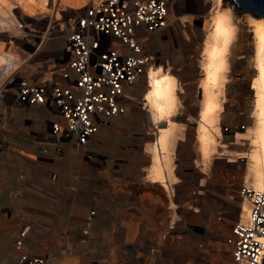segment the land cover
Segmentation results:
<instances>
[{
    "label": "rangeland",
    "instance_id": "obj_1",
    "mask_svg": "<svg viewBox=\"0 0 264 264\" xmlns=\"http://www.w3.org/2000/svg\"><path fill=\"white\" fill-rule=\"evenodd\" d=\"M3 1L0 51L9 53L16 67L6 71L0 67V82L10 75L34 80L46 77L49 69L54 68L55 60L62 56L70 29L69 18L87 0H46L41 9L34 5L32 15L24 13L19 0ZM173 3L168 25L146 34L142 42L145 50L179 79L177 98L181 104L176 111L177 103L172 116L176 112L173 119L182 123L183 140L179 143L174 180L169 184L165 180L164 185L150 181L136 184L140 188L135 199H128L127 193L121 191L113 202L109 201L116 193L111 191L109 179L118 176L119 188L132 187L133 194L135 186L131 183L133 170L129 167V158L135 154L143 160L147 156L130 147L133 141L129 130L134 118L146 120L150 115L142 109L126 110L101 147L103 153L114 156L113 177L97 175L102 183L99 188L104 185L107 189L95 191L96 195L103 194L102 203L96 205L97 197H86L84 201L75 199L69 209V204L61 200L47 221L44 213L35 208L24 205L20 208L24 201L12 194L0 209V264H15L17 250L11 233L19 225V221L13 222L17 218L27 230L25 247L48 255V264H236L225 238L240 218L243 197L239 189L243 183L249 185L245 182L249 140L237 133L247 131L252 125L253 52L241 57L246 53L245 44H241L242 53H234V44L239 38L236 31L227 55L226 80L220 96L221 134L204 155L200 152L197 129L202 99L201 59L205 37L202 27L205 19L209 22L207 11L213 8V3L210 0H174ZM9 18L13 19L10 26L6 22ZM147 85L145 81L137 84L136 98L126 97V108L140 100ZM12 91L9 87L3 98L0 96V157L3 160L7 158L6 137L10 127H14L15 120L18 122L17 112L26 110L12 102L9 96ZM19 123L23 126L21 119ZM167 129L172 130V125ZM21 130L15 129V132L22 134ZM86 156L90 158L89 154ZM106 161L98 160L103 171L112 165ZM168 162L170 167L169 159ZM85 210L87 214L94 212L88 222L82 218Z\"/></svg>",
    "mask_w": 264,
    "mask_h": 264
},
{
    "label": "built area",
    "instance_id": "obj_2",
    "mask_svg": "<svg viewBox=\"0 0 264 264\" xmlns=\"http://www.w3.org/2000/svg\"><path fill=\"white\" fill-rule=\"evenodd\" d=\"M173 0H87L69 18L62 56L39 80L18 75L0 82V96L11 87L19 107L42 106L50 115L53 151L81 149L101 126L126 111V90L154 67L144 36L168 25ZM3 94V96H2ZM45 152L47 149L44 150ZM247 219L235 221L225 241L236 264H262L264 190L243 183ZM91 210L85 221L92 219ZM26 228L15 240V264H48V255L25 247Z\"/></svg>",
    "mask_w": 264,
    "mask_h": 264
},
{
    "label": "crops",
    "instance_id": "obj_3",
    "mask_svg": "<svg viewBox=\"0 0 264 264\" xmlns=\"http://www.w3.org/2000/svg\"><path fill=\"white\" fill-rule=\"evenodd\" d=\"M158 66H162L174 75L179 85L177 75L172 73L156 59L154 67L156 68ZM141 81H145L147 85V76H141L134 84L127 88V98H136L134 93H137L139 89L137 84ZM178 91L177 89V96L179 93ZM144 97L145 90L142 92L141 101L136 100L135 104H131V106L126 108V110L129 111L142 109L150 115L146 120H137L134 118L131 121L129 137L132 139L133 144H131L130 147L135 152L142 151L145 155L147 154L146 158L143 160L135 154L132 158H129V167L133 170V181L131 180V183L135 186L136 184L142 185L146 181L159 182L158 180H152L150 178L153 164L152 148L156 139L161 134V131H159L160 128L166 129L168 126L172 125V130H169L168 150L166 155V160L169 159L170 161V167H166L169 172L165 170V176L167 177L168 174L171 176L169 179L167 177L165 181L166 184H169L174 180L177 174L178 163L176 158L178 156L179 143L183 140L181 131L182 123L177 119H173L176 112L175 115L171 116V125L167 120H154L151 109L146 105ZM180 104L181 102L178 98V107L176 111H178ZM123 115L124 114L111 117L106 125L101 126L99 130L89 138V141L83 148L65 150L62 155H56L52 148L53 141L50 134V115L47 111L42 106H33L26 107L25 111L17 112L16 118L18 122L15 120V122L12 123L14 127H10L11 132H8L6 137V141L9 144L7 158L3 160L2 156L0 157V209L3 208L6 199L10 200L11 195L14 194V196L21 198L18 199L24 201V204H21L20 208H23V205L35 208L39 210V212H43L44 218L46 217L45 219L50 221L55 214L54 207L56 208L61 200L69 204V209L76 200L84 201L86 197H97L98 202L96 205L101 204L103 194L96 195L95 191L107 189L104 185L99 188V184L102 183L98 181L99 178H97V175L102 173V175L104 174V176H109L111 178L113 177L114 168V164H112L114 156L103 153L101 147L104 144L103 142L112 134L114 127L118 125V121ZM19 119L22 120L23 126L19 123ZM161 123H163V125H161ZM15 129L17 131L21 130L22 134L15 132ZM45 149H47L46 152L44 151ZM148 152H150L149 155ZM86 154H89L91 159L87 158ZM100 159L107 160L106 163L112 165H107V168L103 171L100 169V162H98ZM116 177L115 179H109L111 191H116V193L112 194L111 198L109 197L110 200H108L113 202L121 191L127 193L128 199H135L136 195L139 194L138 190L140 187L137 186L136 188L135 186L133 194L130 193L132 187L123 188L121 190L119 188L120 182H118L119 177ZM159 183L164 185L162 182ZM70 202H72V204H70ZM86 214L87 211L85 210L82 218H84ZM21 221L22 220H19V218L13 221L19 223L17 228H14L11 233L13 242L18 232L22 229L20 225Z\"/></svg>",
    "mask_w": 264,
    "mask_h": 264
},
{
    "label": "bare ground",
    "instance_id": "obj_4",
    "mask_svg": "<svg viewBox=\"0 0 264 264\" xmlns=\"http://www.w3.org/2000/svg\"><path fill=\"white\" fill-rule=\"evenodd\" d=\"M213 8L207 11V19L203 22L202 30L205 32L202 47V99L198 111V139L202 153L208 154L216 138L221 134L219 112L221 110V93L227 73V55L236 31L239 33L238 42L234 44V53H242L241 46H246L245 54L253 52L254 64L253 82V111L252 125L247 131L238 132L240 138L249 140V149L246 153V176L247 182L256 190H264V18L255 17L248 11H243L229 0H210ZM229 1V2H228ZM24 13L32 15L35 12L34 5L41 9L46 0H19ZM174 2V0H173ZM174 3H172V6ZM5 3L0 0V12H5ZM4 10V11H3ZM171 14L169 13V18ZM13 19L6 22L10 26ZM21 24H18V27ZM243 44V45H241ZM249 60V57H248ZM246 58L244 59L247 62ZM0 67L3 70L16 67L13 65L11 55L0 51ZM148 72V85L144 100L151 109L154 120H167L172 116L177 107L178 81L167 69L162 66L153 67ZM161 134L153 145V164L150 178L164 183L169 178L165 176L168 150L169 130L160 128ZM169 172V170H167ZM249 204L246 198L240 206V220L244 221L248 216Z\"/></svg>",
    "mask_w": 264,
    "mask_h": 264
},
{
    "label": "water",
    "instance_id": "obj_5",
    "mask_svg": "<svg viewBox=\"0 0 264 264\" xmlns=\"http://www.w3.org/2000/svg\"><path fill=\"white\" fill-rule=\"evenodd\" d=\"M243 11H248L255 17L264 18V0H229ZM264 260V258H262ZM264 264V261L263 263Z\"/></svg>",
    "mask_w": 264,
    "mask_h": 264
}]
</instances>
